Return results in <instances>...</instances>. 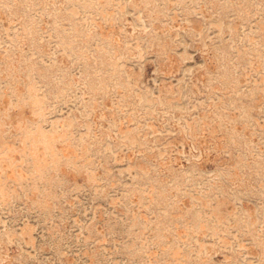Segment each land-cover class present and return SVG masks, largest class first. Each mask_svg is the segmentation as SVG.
I'll list each match as a JSON object with an SVG mask.
<instances>
[{
  "label": "rangeland",
  "instance_id": "obj_1",
  "mask_svg": "<svg viewBox=\"0 0 264 264\" xmlns=\"http://www.w3.org/2000/svg\"><path fill=\"white\" fill-rule=\"evenodd\" d=\"M0 264H264V0H0Z\"/></svg>",
  "mask_w": 264,
  "mask_h": 264
}]
</instances>
